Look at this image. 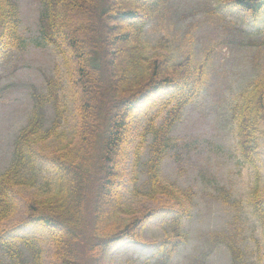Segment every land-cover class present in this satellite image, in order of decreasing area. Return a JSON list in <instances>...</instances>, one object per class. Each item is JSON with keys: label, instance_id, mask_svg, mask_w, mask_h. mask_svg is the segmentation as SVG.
I'll return each instance as SVG.
<instances>
[{"label": "trees", "instance_id": "obj_1", "mask_svg": "<svg viewBox=\"0 0 264 264\" xmlns=\"http://www.w3.org/2000/svg\"><path fill=\"white\" fill-rule=\"evenodd\" d=\"M161 0H40V34L73 63L71 83L78 97L79 122L68 135L61 129L66 106L60 99L61 81L47 79L46 92L37 93L27 124L18 132L10 164L0 173V250L14 264H44L43 249L36 237L12 238L5 223L15 215L13 190L36 185V160L32 147L55 138L60 144L47 159L55 172L51 189L28 201L21 224L45 228L53 243L52 264H107L123 239L136 240V231L146 225L160 208L135 210L125 205L122 178L131 142V119L152 94L166 91V113L151 115L141 132L134 155L142 161L141 147L151 134L150 157L144 161L148 190L156 199L166 195L174 200L172 233L161 243L160 252L142 264H169L188 235L182 220L190 214L194 190L166 183L161 162L173 143L172 130L184 109L206 84L207 61H196L190 47L180 60L164 52L150 55L145 28ZM230 8L247 10L257 17L264 0H224ZM17 0H0V53L23 42ZM160 53V54H159ZM233 108L241 154L245 163L259 174L260 124L264 121V75ZM54 115L46 126L45 105ZM137 182L136 172L132 177ZM139 191V189H137ZM144 195L143 191H140ZM253 212L264 233V198L259 185L252 192ZM160 199V198H158ZM167 207L161 205L160 207ZM235 252L234 264H244L242 252Z\"/></svg>", "mask_w": 264, "mask_h": 264}, {"label": "rangeland", "instance_id": "obj_2", "mask_svg": "<svg viewBox=\"0 0 264 264\" xmlns=\"http://www.w3.org/2000/svg\"><path fill=\"white\" fill-rule=\"evenodd\" d=\"M23 42L0 53V173L10 164L15 138L27 124L35 95L46 92L47 79L61 81L60 99L66 106L61 129L70 135L79 122V102L71 83L73 63L70 54L48 43L40 34V0H17ZM145 28L150 55L164 52L180 60L193 48L196 61L206 60V84L184 109L172 130L173 143L161 162L163 180L177 187L194 190L193 202L186 205L190 214L183 218L182 229L188 239L182 242L169 264H234L235 252H242L244 264H264V233L253 212L252 192L259 185L264 198V136L258 147L259 174L245 163L241 154L233 108L264 75V10L255 17L249 11L230 8L224 0H161ZM160 54V53H159ZM166 91L152 94L131 119V142L125 157L122 178L123 201L135 210L160 208L149 222L136 231V240L123 239L111 253L107 264H142L154 254L160 255L162 241L172 233L174 200L166 195L146 196L151 134L141 147L142 161L135 162V149L151 115L166 113ZM54 108L45 105L46 126ZM261 133L264 121L260 124ZM61 140L51 138L36 143V185L16 187L12 194L17 211L6 223L10 236L36 237L43 249L44 264H52L53 243L45 228L21 224L28 201L54 185L55 172L47 155ZM136 172L139 179L134 182ZM139 189V191H137ZM144 192V195L140 193ZM160 198V199H158ZM167 207H160L161 205ZM0 264H14L0 250Z\"/></svg>", "mask_w": 264, "mask_h": 264}]
</instances>
